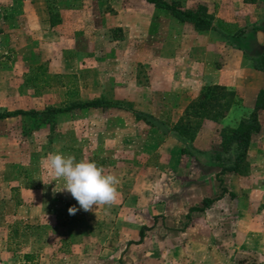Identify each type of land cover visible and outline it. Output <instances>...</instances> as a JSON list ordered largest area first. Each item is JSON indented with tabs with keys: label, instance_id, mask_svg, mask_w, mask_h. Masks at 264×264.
I'll return each instance as SVG.
<instances>
[{
	"label": "rangeland",
	"instance_id": "374dc122",
	"mask_svg": "<svg viewBox=\"0 0 264 264\" xmlns=\"http://www.w3.org/2000/svg\"><path fill=\"white\" fill-rule=\"evenodd\" d=\"M72 1L64 4L73 18L60 34L57 53L71 58L67 71L51 73L35 64L29 99L18 75L21 88L9 105L43 109L95 98L111 104L0 121V156L28 162L29 187H43L49 197L43 222L29 223L27 231L11 229V240L0 246V264H264V131L253 140L248 173L222 178L234 195L212 203L207 214L190 210L195 192L189 182L202 179L209 192L214 187L217 172L209 154L218 146L219 126L208 129L215 145L206 151L172 131L178 114L214 80L233 83L225 85L236 99L231 123L249 114L256 86L248 81L257 77L253 42L238 38L248 21L228 23L210 14L213 29L199 31L146 0ZM176 1L183 9L202 5ZM34 49L32 63L51 60L50 50ZM1 56L9 64L15 55ZM55 86L63 94L53 92ZM57 150L114 174L115 203L70 215L69 207L79 209L77 201L53 191L63 181H53L42 163ZM144 226L150 228L142 241L130 243Z\"/></svg>",
	"mask_w": 264,
	"mask_h": 264
},
{
	"label": "crops",
	"instance_id": "0c3cea01",
	"mask_svg": "<svg viewBox=\"0 0 264 264\" xmlns=\"http://www.w3.org/2000/svg\"><path fill=\"white\" fill-rule=\"evenodd\" d=\"M199 2L207 8L209 14L219 17V19H223L225 22L231 23L236 20L248 21L250 26L260 28L264 34V0H255V2H247L245 0H199ZM65 3L73 5L72 0H0V111L14 109L29 110V107H16L9 104L14 103L18 98L17 93L20 86L17 85L16 81H18L19 76L21 82H24V97L29 99V69H32L35 64L41 69L47 67L48 72L51 73L67 71L66 66L69 64L71 58L60 59L57 54L58 52L62 53L60 46H58L59 39L62 37L60 34L66 29L65 24L69 17L73 18L71 10L65 8ZM215 6L217 7L216 11ZM51 20L54 23L51 24ZM248 40L253 42L251 50L254 61L264 50V43L262 45L259 44L254 34L249 36ZM36 47L39 54L43 51L42 48L47 49V51L50 50L53 53L51 60L47 64L43 63L41 58L32 63L34 61L33 56L29 55H32V51L34 52V48ZM5 51H9L13 56L15 55L9 64H2L1 61V53ZM43 60H47V58ZM40 65L42 66L40 67ZM253 70L257 77L250 79L248 85L256 86L252 97L254 103L259 89L264 84V74L260 70L255 69L254 66ZM5 72L8 75L6 74L7 76L3 77ZM207 84L233 86V83L222 79L204 83V85ZM48 89L45 88L43 91L46 92ZM53 92L63 94V89L60 86H55L53 87ZM3 102H5V106L2 107L1 104ZM50 105L58 106L57 103H50L46 106ZM231 108L223 118L217 121L211 119L202 120L192 141V146L196 151L210 150L215 145V141H212L213 137L208 130L211 127L219 126L221 130L223 127H234L238 124L231 123L229 120ZM182 114H178L177 120ZM14 117L0 118V121L9 120ZM259 121L261 123L260 132H262L264 131V109L259 111ZM259 133L253 135L251 138L248 155L253 140ZM218 138L217 142L219 145L221 141L220 135H218ZM213 164L215 165V172H218L220 170L219 165L215 162ZM28 165V162H12L0 156V246L11 240L10 231L12 228L19 227L20 231H27L29 223L43 222L45 220L44 209L48 205V193L43 190V187H29ZM233 174L235 173L226 172L221 175V178L227 180ZM189 183L194 185L191 190L193 189L195 192L188 198L192 203L189 205L190 207L196 204L199 206V203L205 197L213 198L221 195V189L216 178L214 179V187H212L210 192L202 179L193 183L190 181ZM228 191L230 190L228 189ZM227 194H223L212 203H220L225 200ZM192 198L196 200L192 201ZM210 209L209 206L202 210V212L207 214L210 212ZM164 222H166V225L169 224L166 218ZM22 225L27 228L23 229ZM174 231L176 233L182 232L179 230ZM260 251L264 255V248ZM254 252H256L255 255H258L257 251Z\"/></svg>",
	"mask_w": 264,
	"mask_h": 264
},
{
	"label": "trees",
	"instance_id": "16d2710c",
	"mask_svg": "<svg viewBox=\"0 0 264 264\" xmlns=\"http://www.w3.org/2000/svg\"><path fill=\"white\" fill-rule=\"evenodd\" d=\"M158 8L167 10L173 17L181 22H189L199 31L213 29L212 16L207 12L204 5H198L195 9H183L176 0H146ZM255 2V0H245ZM54 23L51 20V24ZM255 35L259 44L264 43V34L260 28L255 26L245 27L238 32L240 40H247L249 36ZM238 48L244 49L241 43H236ZM254 68L264 74V50L261 55L253 61ZM224 85H204L198 96L192 99L184 108V113L172 126L173 133L184 141L192 142L203 119L219 120L223 118L236 99L231 97ZM230 96V97H229ZM111 103L103 99H89L72 101L68 105L46 106L43 109H14L0 111V118L14 117L18 115H45L53 116L58 113L69 112L77 109L106 108ZM264 109V84L259 89L249 114L242 118L234 127H223L220 130L221 141L219 145L210 151V160L217 163L220 170L216 174V180L221 189V195L213 198L205 197L202 206H192L191 211H202L208 208L212 202L219 199L223 194L233 196V192L223 185L221 175L226 172H233L239 175H246L249 171L248 149L253 135L261 130L259 111ZM182 153L193 154L192 150L182 148ZM150 227L144 226L139 231V239L130 243H140L144 237V230Z\"/></svg>",
	"mask_w": 264,
	"mask_h": 264
},
{
	"label": "clouds",
	"instance_id": "9594fccd",
	"mask_svg": "<svg viewBox=\"0 0 264 264\" xmlns=\"http://www.w3.org/2000/svg\"><path fill=\"white\" fill-rule=\"evenodd\" d=\"M42 163L47 174L54 178L53 181H63L60 190L53 191H66L77 201L79 209L69 207L67 211L70 215L81 209L88 212L94 210V206L96 208L115 203L119 179L114 174L106 173L94 161H77L74 156H66L57 150L49 152Z\"/></svg>",
	"mask_w": 264,
	"mask_h": 264
}]
</instances>
